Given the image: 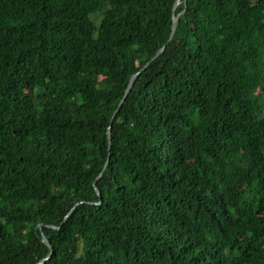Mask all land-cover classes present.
<instances>
[{
    "label": "trees",
    "instance_id": "trees-1",
    "mask_svg": "<svg viewBox=\"0 0 264 264\" xmlns=\"http://www.w3.org/2000/svg\"><path fill=\"white\" fill-rule=\"evenodd\" d=\"M174 1L0 0V264H264V0Z\"/></svg>",
    "mask_w": 264,
    "mask_h": 264
},
{
    "label": "water",
    "instance_id": "water-1",
    "mask_svg": "<svg viewBox=\"0 0 264 264\" xmlns=\"http://www.w3.org/2000/svg\"><path fill=\"white\" fill-rule=\"evenodd\" d=\"M184 1H185V0H183V4H184ZM176 4H177V0H175L174 3H173V5H172L171 13L173 12L174 7L176 6ZM172 14H173V13H172ZM177 18H178V15H176V16H172V23H171V29H170V33H169V36H168V40L171 38V36H172V34H173V32H174V29H175V26H176ZM163 47H164V45L161 46V47H160V48L154 53V55L150 58V60H153V59H154V58H155V57H156V56L162 51ZM150 60H149V61H150ZM137 74H138V72H136V73H135V74L129 79L128 84H127V86H126V88H125V90H124V93H123L121 99L119 100V102H118V104H117L115 110L112 112V115H111L110 121H111L112 118L114 117V115H115L116 111L118 110L120 104L122 103L124 97H125L126 94L129 92V90H130V88H131V86H132V84H133L134 78L137 76ZM97 177H98V176H97ZM41 240H42V241H43V242L49 247V249H50V250H49V253H48V255H49V254L51 253V248H50V246H49L47 240H46L43 236H41ZM47 257H48V256H47ZM47 257H45V259H46ZM37 264H38V263H37Z\"/></svg>",
    "mask_w": 264,
    "mask_h": 264
},
{
    "label": "rangeland",
    "instance_id": "rangeland-1",
    "mask_svg": "<svg viewBox=\"0 0 264 264\" xmlns=\"http://www.w3.org/2000/svg\"><path fill=\"white\" fill-rule=\"evenodd\" d=\"M95 23H97V21H95Z\"/></svg>",
    "mask_w": 264,
    "mask_h": 264
}]
</instances>
